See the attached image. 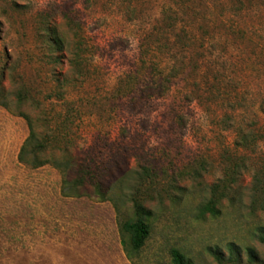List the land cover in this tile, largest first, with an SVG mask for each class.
Listing matches in <instances>:
<instances>
[{
	"label": "rangeland",
	"instance_id": "1",
	"mask_svg": "<svg viewBox=\"0 0 264 264\" xmlns=\"http://www.w3.org/2000/svg\"><path fill=\"white\" fill-rule=\"evenodd\" d=\"M1 70L0 264H264V0H0ZM21 112L66 150L21 162ZM135 200L150 234L129 256Z\"/></svg>",
	"mask_w": 264,
	"mask_h": 264
},
{
	"label": "trees",
	"instance_id": "2",
	"mask_svg": "<svg viewBox=\"0 0 264 264\" xmlns=\"http://www.w3.org/2000/svg\"><path fill=\"white\" fill-rule=\"evenodd\" d=\"M52 44H60L58 39L52 40ZM55 44H54V42ZM78 47V46H77ZM148 51H145V54H148ZM74 57L77 65L81 64L80 60V54L78 52H74ZM161 70V69H160ZM162 71H164L162 69ZM161 71V72H162ZM178 69L176 66H173L167 75H163V79L168 80V83L171 82V80L176 76L173 74V72H177ZM5 71L1 70L0 72V104L7 105V102L4 101L5 97ZM164 88L161 89L159 87L158 89H152L151 95L160 96L165 93V91L168 89V85L164 84ZM131 90V87H130ZM16 97L20 103L25 102V100H29V97L27 95L26 91H18L16 94ZM24 116V118L27 120L28 128H29V134L24 140L20 151L18 158L21 162L29 164L32 167H38L40 165H43L45 163H48L52 161V158L49 156H44L43 153L47 152V149L49 146L62 148L64 151L66 150V146H64L67 142H69L68 134L62 133L66 126H64V129L60 130L58 133H52L51 131L40 132L35 124V119L31 115L21 112ZM49 121V120H48ZM70 132V131H69ZM247 134L242 138V141H245L248 144V141L246 139ZM63 145H62V144ZM247 146V145H246ZM68 151V150H67ZM66 161L68 160L65 158ZM54 162V161H53ZM72 164V163H71ZM66 176V173H64ZM64 176L63 182L64 184H71V182L68 180L67 177ZM256 184L255 189L259 191L264 198V176L261 178H256ZM75 184V185H74ZM72 185L76 186L78 185L77 181L75 180L72 182ZM226 186H221L220 184H216L212 187V194L209 199V201L205 204V210L209 211L213 214L218 212L217 205L222 201V198L226 195ZM222 189V191H221ZM65 194H69L66 191H63ZM73 193L78 195V187H73ZM150 210L147 209L141 202L135 200V217L124 219L120 222V231L123 237H125L124 244L125 249L130 256L131 252L139 251L145 244L146 239L148 238L150 234V224L148 222V217L150 216ZM258 236L260 241L264 244V226H261L258 231ZM234 248H232V260H235L236 262L239 261V255H234ZM249 250V261L252 264L259 263V257H257L256 253L252 249V247L248 248ZM171 257H172V264H194L192 260L186 256L181 250L178 248H173L171 250Z\"/></svg>",
	"mask_w": 264,
	"mask_h": 264
}]
</instances>
